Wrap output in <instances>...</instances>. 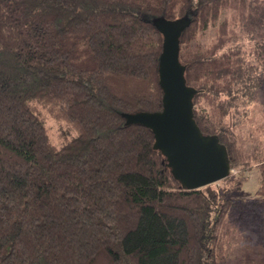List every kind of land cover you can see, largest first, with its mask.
Listing matches in <instances>:
<instances>
[{
  "label": "trees",
  "instance_id": "obj_1",
  "mask_svg": "<svg viewBox=\"0 0 264 264\" xmlns=\"http://www.w3.org/2000/svg\"><path fill=\"white\" fill-rule=\"evenodd\" d=\"M157 17L189 19L193 118L230 169L252 168L243 127L264 83V0H0V264H264L245 248L228 258L244 228L264 231V201L228 196L244 179L183 188L152 131L125 124L162 108ZM46 117L75 135L53 142Z\"/></svg>",
  "mask_w": 264,
  "mask_h": 264
},
{
  "label": "water",
  "instance_id": "obj_2",
  "mask_svg": "<svg viewBox=\"0 0 264 264\" xmlns=\"http://www.w3.org/2000/svg\"><path fill=\"white\" fill-rule=\"evenodd\" d=\"M153 22L163 36L158 58L162 108L123 113L125 124L149 128L154 148L161 151L174 178L183 188H200L230 174L228 153L217 135L203 134L193 118L196 90L186 84L185 66L179 60V39L189 19L157 17Z\"/></svg>",
  "mask_w": 264,
  "mask_h": 264
},
{
  "label": "rangeland",
  "instance_id": "obj_3",
  "mask_svg": "<svg viewBox=\"0 0 264 264\" xmlns=\"http://www.w3.org/2000/svg\"><path fill=\"white\" fill-rule=\"evenodd\" d=\"M213 37L214 30L209 29L202 41L208 43ZM45 124L51 139L57 144H61L63 140H70L75 135L74 132L69 133L67 125L49 117H46ZM243 130L246 136L245 150L250 156L249 161L252 168L249 171L237 168L230 169V174L239 176L244 180L240 187L231 191L228 196L233 199L245 198L253 202L264 201V83L256 91L254 99L248 107V115L245 118ZM221 180L214 183L217 185ZM255 208V214L264 220V204ZM250 227V229L244 228L242 230L244 236L245 233L248 235L245 240L244 237L235 235L230 243L228 258L231 262L242 253L243 248L250 249L255 257H259L264 252V243L262 242L264 236L260 235L264 231L260 230L259 232V228L255 223Z\"/></svg>",
  "mask_w": 264,
  "mask_h": 264
}]
</instances>
